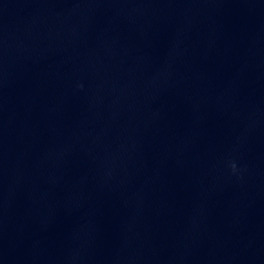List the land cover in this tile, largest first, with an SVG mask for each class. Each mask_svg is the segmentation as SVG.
Listing matches in <instances>:
<instances>
[{"label": "clouds", "instance_id": "1", "mask_svg": "<svg viewBox=\"0 0 264 264\" xmlns=\"http://www.w3.org/2000/svg\"><path fill=\"white\" fill-rule=\"evenodd\" d=\"M233 167H235V165H233Z\"/></svg>", "mask_w": 264, "mask_h": 264}]
</instances>
